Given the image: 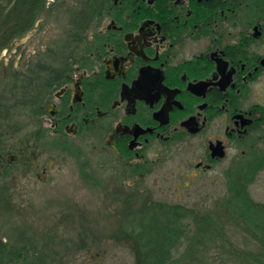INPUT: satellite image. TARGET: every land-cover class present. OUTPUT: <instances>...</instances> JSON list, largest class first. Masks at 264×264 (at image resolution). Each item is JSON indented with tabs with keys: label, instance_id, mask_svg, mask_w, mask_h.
Returning a JSON list of instances; mask_svg holds the SVG:
<instances>
[{
	"label": "flooded vegetation",
	"instance_id": "flooded-vegetation-1",
	"mask_svg": "<svg viewBox=\"0 0 264 264\" xmlns=\"http://www.w3.org/2000/svg\"><path fill=\"white\" fill-rule=\"evenodd\" d=\"M88 3L83 33L67 43L71 54L60 59L46 48V56L21 54L0 69V111L18 101L9 86L35 90L28 143H94L142 179L153 155L188 143L195 175L263 171L264 0ZM22 141L7 135L0 116L2 190L8 177L46 178L54 169L45 148Z\"/></svg>",
	"mask_w": 264,
	"mask_h": 264
},
{
	"label": "rangeland",
	"instance_id": "rangeland-1",
	"mask_svg": "<svg viewBox=\"0 0 264 264\" xmlns=\"http://www.w3.org/2000/svg\"><path fill=\"white\" fill-rule=\"evenodd\" d=\"M47 1L38 17L39 34L15 40L0 56L1 71L9 60L14 66L21 54L35 61V54L45 55L46 48L56 49L52 55L60 59L69 55L70 36L83 33L81 25L93 0ZM22 87L7 88L18 93V101L10 100L0 111L5 131L35 152L45 148L47 161L55 165L46 178L23 172L3 182L8 188L0 189V236L35 251L33 261L141 264L136 242L124 231L125 222L133 235H153L157 222L165 225L166 220L160 210L149 209L152 205L212 209L216 199L225 195L226 177L195 175L191 143L169 146L160 158L153 155L151 173L143 179L112 160L111 154L95 149L94 143L71 140L65 145L54 138L39 148L35 141L28 143L35 138V90ZM249 191L255 202L264 205V169ZM182 230L168 264H177L186 254L196 230L194 219H187Z\"/></svg>",
	"mask_w": 264,
	"mask_h": 264
},
{
	"label": "trees",
	"instance_id": "trees-1",
	"mask_svg": "<svg viewBox=\"0 0 264 264\" xmlns=\"http://www.w3.org/2000/svg\"><path fill=\"white\" fill-rule=\"evenodd\" d=\"M47 2L0 0V56L15 40L35 30ZM245 170L226 176V193L212 209L152 205L149 209L160 210L166 220L165 225L157 222L153 235H133L125 222L124 231L136 242L141 264H168L189 218L194 219L195 234L177 264H264V205L255 202L249 191L257 175ZM34 253L0 236V264H45L41 258L33 261Z\"/></svg>",
	"mask_w": 264,
	"mask_h": 264
},
{
	"label": "water",
	"instance_id": "water-1",
	"mask_svg": "<svg viewBox=\"0 0 264 264\" xmlns=\"http://www.w3.org/2000/svg\"><path fill=\"white\" fill-rule=\"evenodd\" d=\"M28 37H30V36H28Z\"/></svg>",
	"mask_w": 264,
	"mask_h": 264
}]
</instances>
